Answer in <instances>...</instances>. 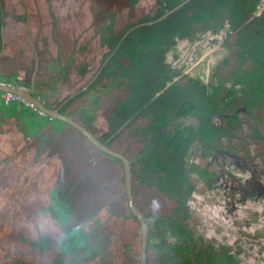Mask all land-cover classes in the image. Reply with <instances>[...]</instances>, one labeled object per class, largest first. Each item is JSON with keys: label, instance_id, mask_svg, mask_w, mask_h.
<instances>
[{"label": "flooded vegetation", "instance_id": "flooded-vegetation-1", "mask_svg": "<svg viewBox=\"0 0 264 264\" xmlns=\"http://www.w3.org/2000/svg\"><path fill=\"white\" fill-rule=\"evenodd\" d=\"M126 1L131 11L139 8L135 18L113 19L116 9L89 34L74 30L75 65L63 101L50 105L35 93L33 77L26 79L39 69L34 53L30 71L24 67L27 87L0 81L31 90L103 146L48 116L74 142L70 196L57 182L38 213L46 218L59 205L65 216L57 220L54 211L53 219L74 221L64 224L66 244L60 242L73 264H264V0ZM39 5L0 1V50L9 46V28L39 41ZM59 22L50 18L49 31ZM19 54H3L2 67H17ZM27 149L22 158L1 155L0 175L19 166L44 176L45 152ZM83 211L87 224H76Z\"/></svg>", "mask_w": 264, "mask_h": 264}, {"label": "rangeland", "instance_id": "rangeland-1", "mask_svg": "<svg viewBox=\"0 0 264 264\" xmlns=\"http://www.w3.org/2000/svg\"><path fill=\"white\" fill-rule=\"evenodd\" d=\"M150 1L151 0H141L139 3L148 4ZM127 2L126 0H46L47 4L44 2L49 6L48 14L50 17L43 14L46 8V6H43L44 11L41 12L44 18L43 26L35 31V35L37 36L36 38L39 39V42H41V49H44L43 52L49 55V59L43 64L44 73L47 75V83L49 86L47 90L49 91V96L53 97V95H55V99H60L70 92L72 69L75 65L73 62V51H71L72 44L70 47L69 44H67V47L70 48V55L68 56L64 50L65 46L62 44L63 52L60 54L59 50L61 46H58V55L56 51L54 55V45L58 43V41H62L61 38L65 39L67 36H73L74 30L77 32L81 30L79 33L80 35L89 34L92 29L97 28L101 25L103 20L107 19L109 11L115 13L116 9H120L119 12L113 16V19L116 20L135 18L139 14V8L133 7L131 11V9L126 7ZM50 18L53 21L63 20V23H57L56 25L52 23L50 34H48V21ZM71 19L73 22L77 21V28H72L73 22L71 23ZM88 21H91V23L88 24ZM86 25H91L92 28H86ZM53 36H55L57 40L53 38ZM49 37L56 43L54 44V42H51ZM79 41L81 42V40ZM1 47L2 40L0 36V48ZM38 54L39 52L37 54L34 52L35 61H40L39 69H36L37 75H35L33 79L35 83L34 89L37 91L35 93L40 95L42 86L40 83L41 78L38 74L39 71H41L40 62L43 58H39L37 56ZM83 57L85 58L86 55ZM31 67L32 63L28 66L27 71H30ZM28 73L30 74V72ZM29 74H27V76ZM56 75L57 80L53 83ZM51 85L53 89H55V94L49 89ZM3 96L4 92L0 90V117L4 116L1 112L13 117L17 122H14L15 125L19 127V129H26L27 134L32 136L39 131L38 127L49 123L48 116L39 115L36 109L30 108L18 100H9L5 103ZM66 98H68V96ZM51 123L54 129H57V127L62 124L56 120H53ZM11 125V121L0 118V131H2V129H12ZM70 136V133L67 134V139L65 143H63V147L65 148L64 153L67 156H63L58 150L45 153V162L53 159L55 160V167L52 166L51 163H46L42 166L44 176L43 173H39L37 167L34 168L35 172H33V167H31L29 171L20 173L18 170L19 166L14 168L12 175H9L8 171L0 175V264H73V252L69 253L63 251L65 248L60 246V242L66 244L64 238L66 237L65 233H67L68 229L65 230V228H68L70 223L72 224L74 221L68 218L63 224H58L50 213H54L55 211V218L59 220L65 216L66 211L60 208L59 205H55L54 202H52V204L55 205L57 210L47 209L44 213L46 218L38 213L44 201L48 205V191L57 182L58 185L61 186L59 188H62L61 191L65 193V197L68 196L69 198L70 196V184L68 181L71 180V167L68 166V163H71V154H68L71 153L70 151L75 147L72 145L74 142H72ZM41 138L42 140L48 139L45 134H42ZM29 152L32 153L33 149ZM36 154L37 153H34L33 162L38 161L36 159ZM73 161H75L74 156ZM62 167L64 170L60 173L59 169ZM75 168L79 172L81 167ZM37 180L40 181L37 182ZM51 194L52 193H50L49 197L53 198ZM65 203L67 204L68 200H66ZM78 203L82 207L83 205H88L85 191L80 194ZM67 211H69V207ZM83 212L84 213L75 220L76 224H85V222L87 224L86 216L82 217L83 214L85 215L86 211ZM64 224L67 225L65 228ZM81 229L86 230L84 228ZM74 231H76V229L72 230V232ZM39 244L41 248L38 247ZM112 252L116 253V251ZM78 254L77 257H80V252ZM85 257L86 256L83 255V258ZM88 263L90 264L91 261Z\"/></svg>", "mask_w": 264, "mask_h": 264}, {"label": "crops", "instance_id": "crops-1", "mask_svg": "<svg viewBox=\"0 0 264 264\" xmlns=\"http://www.w3.org/2000/svg\"><path fill=\"white\" fill-rule=\"evenodd\" d=\"M40 2L39 5V10L41 12H43V6H46L45 8V12L43 13L45 16L50 17V15L48 14V6L44 3L43 5L41 4V1L43 0H38ZM44 2V1H43ZM30 11V9H29ZM72 20V19H71ZM70 20V21H71ZM59 23H63V20H60ZM9 31H11L12 33L9 34V36H6V44L8 43L9 46L6 48V50H3V48L0 50V81L1 82H10L11 80H16L18 84H22L25 85L27 87L28 83L27 80L24 79V75L26 74V68H28L29 63L31 62L33 53L35 51V53L37 54L39 52V54L37 55L39 58L42 59V61L40 62L41 66L40 69L41 71L39 72V77L41 78V86H42V81H44L43 83V88L44 90L41 91L40 90V95L44 98L45 97V101L49 102L50 105H54L57 101H59L60 99H63V96L60 99H55V97H49L48 94V83H47V75L43 72V64H45L47 62V59H49V55L45 54L44 49H41L42 45L41 42L36 41L34 39H30L29 41H27L24 37L25 34L23 32V29L21 28H17V33L15 34V28H9ZM48 34H50L49 31V27H48ZM21 37V38H20ZM56 38V37H55ZM49 40L51 42H54V44L56 43L55 41H53V39L51 37H49ZM57 40V38H56ZM62 41H58V43H56L54 45V55H55V51L57 52V48L58 46L64 45L65 46V53L66 55H70V48L67 47V44H69V47L72 44V39L71 36H67L64 38H61ZM44 43V41H43ZM47 46V45H46ZM67 48V49H66ZM19 52L21 54H19L20 58H22V62H19V65H17V67H15L14 61L13 64H8L9 67L7 66L6 68L2 67V59H3V54L7 56L8 52ZM60 54L63 52L62 46L60 47L59 50ZM58 55V52H57ZM66 56V57H67ZM6 62V61H4ZM19 67L18 73L15 72V69L17 70V68ZM24 67H26L24 69ZM7 69H11L13 72L9 73L7 72ZM6 70V73H5ZM16 73V74H15ZM35 75H37V71L35 72V69H33L30 74L27 76L26 74V79L29 80L31 79V77H34ZM22 78L25 80H22ZM44 79V80H43ZM28 80V81H29ZM34 80V79H33ZM57 80V75L55 76L53 83ZM51 91L53 89V86L51 85L50 88ZM37 92V91H35ZM61 101V100H60ZM62 103V102H61ZM4 116H1L0 118L11 121L12 123H14L13 117H10L8 115H6L5 113ZM58 129V130H57ZM57 129H54L53 125L50 123H46V127L44 128V131L42 132V134L45 132L46 137L48 138L47 140H42V138L38 137L37 138H33V136H31L30 134H27L26 131L24 129H19V127H17L16 125H14V127H12V129L10 130H4L2 129V131H0V156L7 153L9 155L12 156L13 153L17 152L20 154V158H22L21 154H23L25 152V150L28 151L27 148L31 149H43V152H51L54 150H58L61 154H63V156H67L64 153L65 148L63 147V143H65L66 135L68 134V131L64 128V126H60L57 127ZM56 130V131H55ZM66 130V131H65ZM30 133V132H29ZM41 134V135H42ZM71 152V151H70ZM26 153V152H25ZM30 152H28L29 154ZM70 155V154H68ZM5 160V158L3 159V157L0 158V161ZM2 162H0L1 164ZM46 163H51L52 166L55 167V160L50 159L48 160V162L43 163V166ZM57 163V162H56ZM69 165H71V163H68Z\"/></svg>", "mask_w": 264, "mask_h": 264}, {"label": "water", "instance_id": "water-1", "mask_svg": "<svg viewBox=\"0 0 264 264\" xmlns=\"http://www.w3.org/2000/svg\"><path fill=\"white\" fill-rule=\"evenodd\" d=\"M0 90L3 92H10L14 95L19 96L20 98L24 99L25 101L32 103V105H34V107L41 110L47 116L62 120L64 122H66L67 124L75 126L82 133H84L88 139L93 141L97 147L103 148V146L100 145L97 141H95V139L87 131H85L80 125L74 123L68 115H65L63 113L58 112L57 107L48 108V107L44 106L43 104H41V102H39L36 99V97L32 94L31 90L23 91L22 89H20V87H17V86L11 87V86H6V85L5 86L0 85Z\"/></svg>", "mask_w": 264, "mask_h": 264}, {"label": "built area", "instance_id": "built-area-1", "mask_svg": "<svg viewBox=\"0 0 264 264\" xmlns=\"http://www.w3.org/2000/svg\"><path fill=\"white\" fill-rule=\"evenodd\" d=\"M4 98H5L6 100H7V99L18 100V101L23 102V103H24L25 105H27L28 107H30V108H34L33 105H32V103L27 102V101H25L24 99L20 98V97L17 96V95L12 94V93H6V94L4 95ZM37 112L40 113L39 110H38Z\"/></svg>", "mask_w": 264, "mask_h": 264}, {"label": "trees", "instance_id": "trees-1", "mask_svg": "<svg viewBox=\"0 0 264 264\" xmlns=\"http://www.w3.org/2000/svg\"><path fill=\"white\" fill-rule=\"evenodd\" d=\"M132 1H133V0H132ZM61 101H63V99H62Z\"/></svg>", "mask_w": 264, "mask_h": 264}]
</instances>
